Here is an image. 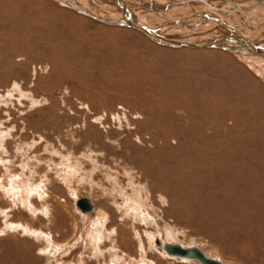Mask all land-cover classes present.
I'll return each instance as SVG.
<instances>
[{
	"label": "rangeland",
	"instance_id": "rangeland-1",
	"mask_svg": "<svg viewBox=\"0 0 264 264\" xmlns=\"http://www.w3.org/2000/svg\"><path fill=\"white\" fill-rule=\"evenodd\" d=\"M155 40L0 0V264H264V56Z\"/></svg>",
	"mask_w": 264,
	"mask_h": 264
},
{
	"label": "bare ground",
	"instance_id": "bare-ground-1",
	"mask_svg": "<svg viewBox=\"0 0 264 264\" xmlns=\"http://www.w3.org/2000/svg\"><path fill=\"white\" fill-rule=\"evenodd\" d=\"M60 2L110 26L132 27L141 30L164 44L176 47L187 46L192 49L213 47L231 51L237 56L255 50L264 56V0H177L179 5L176 7H174L176 0H146L143 4L138 3L140 0L137 2L134 0H60ZM92 2L99 7L95 9ZM12 188L13 191L19 190L17 185ZM121 188L120 191L123 194L122 189L124 188ZM23 191L27 194L31 192L26 187H23ZM86 199L90 202L91 208L78 207L83 212L92 213L86 214V228L95 242L100 239L102 229L99 226L104 227L103 221L106 218L104 215H102L103 220L99 216L98 218L93 217L95 208L90 199ZM131 200L134 206L139 207L138 209L148 208L145 197ZM146 213L154 218L150 209H146ZM170 244H165V250L173 258L176 256L182 259L192 258L170 251L167 248ZM58 249L56 247L55 250ZM146 260V257L141 256L138 259L127 260L126 264H150ZM198 261L204 264L202 260Z\"/></svg>",
	"mask_w": 264,
	"mask_h": 264
},
{
	"label": "water",
	"instance_id": "water-1",
	"mask_svg": "<svg viewBox=\"0 0 264 264\" xmlns=\"http://www.w3.org/2000/svg\"><path fill=\"white\" fill-rule=\"evenodd\" d=\"M76 205L79 207H82L83 209L91 208L90 202L84 196H81L76 200ZM167 248L170 251L176 252V253L181 254L183 256H191V257L199 258L200 260H202L204 262V264H222V263H220L214 259L206 257L202 253V251H200L199 249L194 248V247H192L188 250L187 248H181L179 246H175L173 244H170L167 246Z\"/></svg>",
	"mask_w": 264,
	"mask_h": 264
}]
</instances>
